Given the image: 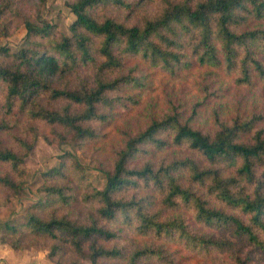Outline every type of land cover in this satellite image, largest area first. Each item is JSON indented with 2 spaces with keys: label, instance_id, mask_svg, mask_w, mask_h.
Returning <instances> with one entry per match:
<instances>
[{
  "label": "trees",
  "instance_id": "1",
  "mask_svg": "<svg viewBox=\"0 0 264 264\" xmlns=\"http://www.w3.org/2000/svg\"><path fill=\"white\" fill-rule=\"evenodd\" d=\"M20 4L0 0V35L26 29L0 47V206L39 137L79 139L105 184L65 153L2 242L60 264L264 262V0H72L69 34Z\"/></svg>",
  "mask_w": 264,
  "mask_h": 264
},
{
  "label": "rangeland",
  "instance_id": "2",
  "mask_svg": "<svg viewBox=\"0 0 264 264\" xmlns=\"http://www.w3.org/2000/svg\"><path fill=\"white\" fill-rule=\"evenodd\" d=\"M70 2L72 0H45L43 2L21 0L19 10L22 15H27L32 23L38 24L44 20L54 24L58 31L69 34V25L75 19L68 6ZM17 24L18 27L14 29ZM25 35V26L13 19L9 33L0 35V47L5 46L10 51H15L24 45ZM79 142V139H70L62 144H49L43 138H38L33 150L26 157L27 173L21 191L12 196L7 205L0 206V264H60L48 257V247L33 246L15 250L2 242V236L12 225L25 220L28 205L43 195L39 190L42 182L41 174L57 165L59 157L67 152L77 157L91 183L97 188H103L105 184L103 173L94 160L83 154ZM67 255L68 253L64 256L67 257ZM82 264L91 263L85 260ZM260 264L264 262L261 261Z\"/></svg>",
  "mask_w": 264,
  "mask_h": 264
}]
</instances>
